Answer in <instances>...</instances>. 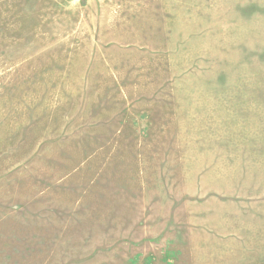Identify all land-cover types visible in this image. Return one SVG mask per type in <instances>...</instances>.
I'll list each match as a JSON object with an SVG mask.
<instances>
[{
    "label": "rangeland",
    "instance_id": "1",
    "mask_svg": "<svg viewBox=\"0 0 264 264\" xmlns=\"http://www.w3.org/2000/svg\"><path fill=\"white\" fill-rule=\"evenodd\" d=\"M0 264H264V0H0Z\"/></svg>",
    "mask_w": 264,
    "mask_h": 264
}]
</instances>
